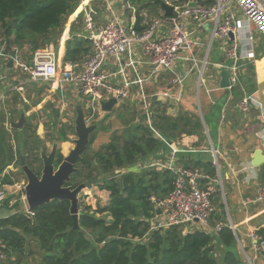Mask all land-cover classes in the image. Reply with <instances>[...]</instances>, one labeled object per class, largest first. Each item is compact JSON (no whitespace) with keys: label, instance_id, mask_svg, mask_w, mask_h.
I'll list each match as a JSON object with an SVG mask.
<instances>
[{"label":"trees","instance_id":"trees-1","mask_svg":"<svg viewBox=\"0 0 264 264\" xmlns=\"http://www.w3.org/2000/svg\"><path fill=\"white\" fill-rule=\"evenodd\" d=\"M79 1L0 0V63L6 67L8 59L18 57L19 51L20 60L28 62L35 49L50 43L56 45L66 18ZM161 1L124 0L125 10L138 9L157 16ZM169 1L183 4L188 0ZM194 1L207 7L215 2ZM69 34L63 63L80 65L92 52L91 42L87 37L76 35L74 25ZM24 46L28 47L26 53H22ZM250 67L248 64V70ZM242 88V83L231 88L235 102L242 97ZM246 89V93L250 92V88ZM20 101L17 92L12 96L9 112L0 110V186L18 181V175L7 168L18 167L20 155L34 174L39 176L42 169L40 150L45 148L31 121L36 113L21 128L5 125L6 117H13L18 111L16 106ZM28 108L25 106L20 112ZM167 109V103L151 97L147 111L137 121H125L123 128L111 131L108 141L96 150L91 148L96 131L89 134L88 144L75 164L76 171L65 185L73 188L87 179L100 178L95 185L108 192V199L93 210L85 206L78 216L77 227L73 224L68 199H53L33 207L29 215L19 207V198L13 204L6 198L2 207L14 208L16 213L0 219V241L4 244L0 264H29L26 259L35 254L38 257L30 264H244L233 230L222 220L223 210L216 214L213 209L210 214L209 221L213 218L216 223H223L214 231L190 225L151 227L156 214L151 199H163L176 180L173 171L158 168L151 158L162 150L164 141L172 143L182 137L198 136L199 141L193 144L197 146L205 138L197 113L181 110L173 116ZM57 117L52 122L55 134L49 139L64 141L68 133H74V127L70 124L58 127ZM62 158L56 149L55 165ZM175 164L199 169L210 178L217 177L211 160L183 156ZM133 166L135 169H131ZM259 181L264 189V163L259 166ZM219 193L217 189L215 194ZM255 233L264 240V227Z\"/></svg>","mask_w":264,"mask_h":264},{"label":"crops","instance_id":"crops-1","mask_svg":"<svg viewBox=\"0 0 264 264\" xmlns=\"http://www.w3.org/2000/svg\"><path fill=\"white\" fill-rule=\"evenodd\" d=\"M118 2L122 1L93 0L91 3L93 21L97 24L105 23L110 15V12L107 10V6L112 4V8L114 9L117 16L123 21V23L130 25L134 20V14L133 17H131V14L128 15V12L125 10L126 5L124 11L121 10V12H117L114 6H117ZM160 8L162 9V7ZM160 8L157 10V15L159 14ZM79 10L77 13L75 12L72 16H70V18L67 20V24H64L62 34L56 45L50 43L54 48L59 68L66 66H71L75 70H80L82 68L83 63L80 65L63 63L65 42L70 36L69 32L71 25H74V31L76 35L88 38V31L84 25V21L83 26L77 25L78 15L82 14L83 19V12H81V8H79ZM125 14L127 15L125 16ZM144 14L149 17H154L150 16L147 11H142L140 12L141 21H143ZM190 29L201 40V45H199L195 51L197 66L192 65L190 61H180L177 63V70L182 75V80L179 84H170L168 82L170 74L163 73L155 81H146L141 86L139 84H133L129 90L128 96L125 99L133 102L136 100V102H139L140 105L137 107V110H139L141 113L146 112L144 105L149 103L151 97H156L158 100L167 103V112L170 115L175 116L181 110L192 111V107H188L186 103L188 99L187 95L191 90L194 74L196 75L193 86L196 97L195 107L197 109V115L199 116L203 126L205 138H201V143L197 146H193V144L199 141L198 136L182 137L181 139L172 143L164 141L162 150L151 159L155 162L167 161L172 155V150L176 149L177 151L173 156L175 163L177 162L178 158L183 156H189L194 160L199 161L211 160L216 166L217 178L221 181L222 186V191L218 195L214 194L212 196V206L215 213L218 214L223 210L222 220L233 230L239 251L243 257L244 264H264V257L255 248V242L251 236V234L255 233L258 228L264 227V201L259 199V189L262 188L259 181L260 165L255 167L251 163L253 153L256 149L261 150V153L264 155V120L258 109H253L249 114L244 115L238 108L239 100L237 102L234 101V94L231 90L232 87L225 89L219 87L220 71L222 69H228L229 66V61L224 55V40L222 38H215L219 41L218 49L220 51L217 54V59L210 62V66H212V72L205 76L204 74L207 68V58L210 56L209 50L212 41L210 37L208 46L209 48L206 50V48H204V42L202 41V38L210 36L208 31L209 27L207 25L200 29L196 28L195 26H191ZM256 37V57L254 60H243L241 62L239 83H242V89L244 92L245 90L247 92V87L250 88V92L248 91V93L254 94L256 97H258L264 109V48H262L264 45V38L259 34H256ZM261 48L263 50H261ZM27 49L28 47L24 46L22 53L28 52ZM18 55L21 56L20 51ZM205 55L206 60H204ZM219 55H221V57ZM19 56H16L15 58L12 57L13 63L11 67H4L2 63H0V70L4 68L9 71V74H12L16 71V69H18L20 76L24 77L23 81H20L19 79H10V86L8 84V87L4 88V92L0 90V97L2 96L0 99V104L4 101L8 102L7 98L17 92L20 94L21 99L26 101V99L21 94L24 84L32 83L34 89H36L39 83H45L42 81L29 80L28 75L19 66V61L25 62L24 59L20 60ZM248 64H251L249 70L247 68ZM203 65L204 67L202 76L199 78L198 70ZM149 69L150 66L148 59L144 55L141 48L137 45H134L132 49L120 57L119 60L112 56L107 57L102 65V71L108 74L113 85H120L124 78L135 79L146 76V74L149 72ZM163 76H166L167 80L166 85L164 84V86L161 87L159 86V83H161ZM248 79L251 81H248ZM47 84L50 85L53 92H56L58 96H62L60 97L62 99H65V92L68 89L71 92H76L77 95L79 94L73 85L59 87L52 85L51 83ZM154 87L157 88L153 90ZM73 97V99L77 102V105L74 103L75 119L77 115L76 107L80 106L83 110L87 125L94 124V130L96 132L102 129L99 131L97 136L95 134V138L92 142L93 146L91 147L94 150L98 149L102 144L108 141L111 131L122 129L124 122L130 120L128 119L123 121V123L116 128L111 129L110 125H106L105 128H99V125L89 121H93L95 115H97L99 112L105 114L101 115L103 116L101 118H109L115 106H117L121 101L123 102V100L117 101L110 111H103L100 105L99 107H96L94 112H92L89 101L86 98L82 97L81 95V98L78 96ZM20 103L22 102L20 101L17 104V109L19 108ZM8 107L12 106L10 105ZM29 109L31 108H28V110ZM85 109L88 111L87 113H85ZM28 110H25V112ZM32 113H36V110L34 111L33 109L30 114ZM23 114L26 121L27 118L25 113ZM46 114L48 117H51V114L58 116V127L64 124V122L60 120L61 115L59 110H56L52 113L46 111ZM137 115L135 114L131 120L134 119V121H137L139 119ZM75 119L73 127H75ZM8 123L10 124V122ZM8 123H5V125ZM39 125L42 128L41 122H39ZM106 133L108 134L104 135ZM74 134H76L75 128L74 133H68L67 139L64 141L52 139V145L53 143H56V145L59 143L56 148H62L60 152L63 156H65L74 145V139L70 140V137ZM131 169H135V166H133ZM3 189L7 194V198H10V204H13L17 198H20L22 194L20 193L21 191H19L20 183L4 185ZM101 192L105 194L107 201L108 192L103 190H101ZM20 203L21 210H24L26 207H28L27 203L22 201H20ZM220 204L223 205V208ZM216 222L217 221L212 218L211 221H208L207 228H203L199 224H196L195 227H201L207 231H214L213 227Z\"/></svg>","mask_w":264,"mask_h":264},{"label":"built area","instance_id":"built-area-1","mask_svg":"<svg viewBox=\"0 0 264 264\" xmlns=\"http://www.w3.org/2000/svg\"><path fill=\"white\" fill-rule=\"evenodd\" d=\"M92 1H79L92 49L80 70L71 66L59 68L52 44L35 49L28 62L19 61V66L28 75L29 80L51 83L59 87L73 85L78 93L89 101L92 112L102 101L110 98L124 100L133 84L141 86L146 81H155L163 73L170 74V84H179L182 75L177 70V63L190 61L192 65L197 66L195 51L201 45V40L191 31V26L201 29L208 25L211 41L215 38L224 40V55L229 61V88L239 83L241 62L255 59L256 34L264 38V0H215L214 4L208 7L194 0L183 4L162 0L171 5V13L167 15L160 8L157 16L149 17L144 14L141 30L132 27L133 21L130 25L124 24L112 4L107 6L110 12L107 21L103 24L95 23L92 18ZM192 1L194 5L190 6ZM229 33H232V38ZM134 45L139 46L147 57L149 72L146 76L135 79L124 78L120 85H113L108 74L102 71L105 59L112 56L119 60ZM203 67L204 65L198 70L199 78L202 76ZM144 108L147 111V104ZM238 108L244 115L251 108L258 109L264 120L263 106L254 94L244 92L238 102ZM176 151L172 150L169 160L154 163L158 168L173 171L176 180L163 199H151L154 210L160 209V213H156L151 220V227L199 224L207 228L213 211L212 196L217 189L222 191L221 181L217 177L210 178L199 169H186L176 165L173 157ZM3 187L4 185L0 186V208L7 198ZM259 199L264 201L263 188L259 189ZM19 200L26 203L24 193ZM22 211L32 214L28 207ZM222 225L223 223L218 222L213 228L218 230ZM251 236L255 248L264 257V240L256 233ZM3 248L4 244L0 241V260L4 257Z\"/></svg>","mask_w":264,"mask_h":264},{"label":"rangeland","instance_id":"rangeland-1","mask_svg":"<svg viewBox=\"0 0 264 264\" xmlns=\"http://www.w3.org/2000/svg\"><path fill=\"white\" fill-rule=\"evenodd\" d=\"M122 2H118L117 6H114L115 10H117V12H121V10L124 11L125 9V2L124 0H121ZM97 3V1H96ZM80 8V4H78V6L76 7V9L74 10L73 13H71L67 18H66V22L65 24H67V20L70 18V16H72L75 12L77 13L78 10ZM80 11V10H79ZM131 14L133 17L134 14V9H130L128 12V15ZM127 14H125L126 16ZM150 16H154L153 13L150 12ZM77 25H82L83 26V19H82V14L78 15V20H77ZM202 41L204 42V48H206V50L209 48V41H210V36L208 37H203ZM219 41L218 39H214L212 41V44L210 46V56L207 58V68L205 70V76L208 73L212 72V66H210V62L213 60L217 59V54L219 53ZM262 48H264V45L262 46ZM261 48V50H263ZM264 52V50H263ZM221 57V55H219ZM10 75V76H9ZM196 75L194 74V79ZM13 79H19L20 81L24 80L23 76H20L19 74V70L16 69V71L12 74H9V71L6 69H2L0 70V90L4 92V88L8 87V84L10 86V82ZM192 81V85H191V90L190 93H188V99H187V103L186 105L188 107H192V111L197 113V109L195 107V103H196V97H195V91H194V80ZM166 80L167 77L163 76V78L161 79V83H159V86H164V84L166 85ZM157 88V87H156ZM155 87L153 88V90L156 89ZM2 92V93H3ZM21 94L23 95V97L26 99V101L22 100V103H20L18 111L13 113V117L7 116L6 117V123L10 122V120H13L15 122H17L20 118V115L22 113H25V116L27 119H29V116L31 115V111L36 110V118L31 119L32 121V125L35 126V131L36 134L43 140L42 144L44 146V151L40 150V154L43 153L45 155H47L51 148H52V141L50 138V135H52L54 133V130L51 127V123L54 120V114H51V117H48L46 114L47 112H54L56 110H59V113L61 115L60 120L64 122V124L69 123L70 125L74 124V119H75V111H74V103L76 104L77 102L73 99V96H78L80 97V95L76 94V92H71L69 89L65 92V99H62L60 97L62 96H58L56 92H53L51 90L50 85H48L47 83H39V85L36 87V89H34V86L32 83H27L24 84L23 90L21 91ZM74 94V95H73ZM12 96L10 95L7 98L8 102H3L0 104V110H6V112L8 113L9 111L8 106H10L12 103ZM81 98V97H80ZM39 99V101L37 102L36 105H32L33 102L35 100ZM77 105V104H76ZM140 105L139 102H133L130 100H123V102L121 101L117 106H115V108L112 111V114L110 115L109 118L104 119L101 118L103 116L101 115H105L102 114V112L97 113V115H95V118L93 119V121H89V122H94L96 125H99V128H105L106 125H110V128H116L118 127L120 124L123 123V121L131 119L135 116V114L140 118L141 116V112L139 110H137V107ZM25 106H28L29 109L28 111H24V112H20V110H24ZM88 111H86L85 109V113H87ZM87 115V114H86ZM106 117V116H105ZM39 122L42 123V128L39 125ZM109 123V124H108ZM63 124V125H64ZM8 125V124H7ZM102 130V129H101ZM98 130L95 134L96 136L98 135L99 131ZM103 132V131H102ZM107 132V131H106ZM110 132V131H109ZM55 134V133H54ZM108 133L104 134L107 135ZM70 140H73L76 138V134L72 135L70 137ZM59 143L56 145L58 146ZM73 145V143H72ZM71 145V146H72ZM93 146V143L91 144V147ZM59 150H61L60 148H58ZM65 153V150H64ZM7 169L14 171L17 175H18V181H16L15 183H20V193H24V187L25 184L27 182L26 177L24 175V173L21 170L20 165L18 167H13V166H9ZM84 182V181H83ZM82 183V182H81ZM77 199H78V209L79 211L83 210V208L85 206H89L91 208V210L95 209L97 204L103 205L106 203V196L103 192H101V190L98 189V187L96 185L92 186V189L89 188H83L78 194H77ZM21 207V203L20 206ZM225 210V209H224ZM189 226V225H187ZM36 256V257H35ZM38 256L35 254L33 255V257L31 258H27L26 261L27 263H32L34 261L35 258H37Z\"/></svg>","mask_w":264,"mask_h":264},{"label":"water","instance_id":"water-1","mask_svg":"<svg viewBox=\"0 0 264 264\" xmlns=\"http://www.w3.org/2000/svg\"><path fill=\"white\" fill-rule=\"evenodd\" d=\"M189 5L193 6L194 2H190ZM161 7L165 14L168 15L171 13V5L161 1ZM132 27L135 30H141L143 28L141 15L138 9L134 10V20ZM229 37H233L232 33H229ZM12 63L13 58L10 57L8 59L7 66L11 67ZM230 85L231 81L229 78V72L227 69H222L220 71L219 87L225 89ZM116 103V98H110L107 101H102L100 103L101 109L103 111H110L113 105ZM76 114L74 127L76 138L73 141L74 145L69 150L67 155L63 156L61 162L58 165H55L54 163L57 149L56 143H53V146L47 155L43 153L40 154L42 159V169L39 176L34 174L33 171L27 166L23 155H20L19 160V165L27 180L24 187V192L28 208L31 209L33 207L43 205L53 199H68L70 201V213L73 218L74 227H77V219L81 214V211L78 209L77 194L83 188L92 189V186L100 181V178L87 179L73 188L69 185H65V183L70 180V175L76 171L75 164L88 144L89 134L95 129L94 124L87 125L83 110L80 106L76 107ZM24 122L25 117L22 113L17 122L10 120V125L14 128H21ZM251 163L255 167L264 163V155L261 153V150L256 149L254 151ZM15 213L16 210L14 208L9 209L6 207H1L0 219ZM156 213H160L159 208L156 209Z\"/></svg>","mask_w":264,"mask_h":264}]
</instances>
